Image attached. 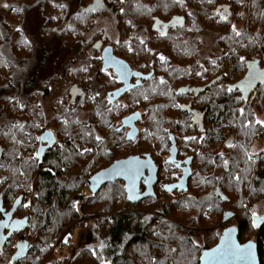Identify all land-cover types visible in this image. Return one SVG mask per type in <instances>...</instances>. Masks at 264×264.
Masks as SVG:
<instances>
[{
    "label": "flooded vegetation",
    "instance_id": "1",
    "mask_svg": "<svg viewBox=\"0 0 264 264\" xmlns=\"http://www.w3.org/2000/svg\"><path fill=\"white\" fill-rule=\"evenodd\" d=\"M259 1L261 3H256V0H211V2L209 0H183V3L180 4L175 0H99L97 4V0H0V16L3 14L0 17L1 22L5 28L15 29L14 33L19 35V39L22 38L28 42L26 44L30 45V53L32 52L33 57L36 50L35 43L38 39L55 44L56 38L57 42L61 43L63 51L70 50L63 61L62 70L56 69L55 74L50 73L49 75V70L46 69L43 73L47 75L48 80L44 81L40 87L45 89L48 86V92L46 96H39L37 106L40 105L45 113L47 107L49 109L57 108L64 104V106L72 108V114L70 117L59 118L53 117L50 111V115L47 112L45 115L47 121L44 116L43 119H38L41 120L39 123H34L40 125L38 128L35 127L38 136L51 132L55 139L54 144L45 151L43 159H38L39 164L43 163L48 154L61 150V148L68 154L83 150L87 147L86 140L92 139L91 142L95 143L93 145L95 153L92 150L89 154L90 157L93 155L92 161L98 170L80 182L86 186L93 175L107 169L117 160L134 156L141 160L150 158L154 166L157 167V182L150 189L152 195H148L150 194L148 183L144 182L151 176L147 166L141 168L140 174L134 180V183L139 182L140 185L137 191L133 192L131 200L128 199L126 183L121 180L105 184L96 194L87 189L92 197L101 195L103 189L110 185L116 189V193L112 191L114 197L112 205L121 202L122 207L112 210L113 223L116 218L125 216L133 223L141 221L147 225L148 222H151L150 226L180 227V229L188 228L191 231L193 228L180 222L182 219H190L193 216L181 212L183 210L181 203L186 201L185 198L194 200V184H190L194 173L214 169L199 164L205 158L207 142L211 141L215 147H219V151L216 148L217 161L221 159L220 154H223L229 143L227 142L222 148L220 144L224 136L218 134L214 136L213 133L212 125L224 120L222 110L224 102L219 101L218 94H221L223 98L229 96L232 102L231 106L234 104L233 93L236 94L237 99L244 95L239 88L231 93L226 90L224 92L218 90L221 87L227 89L229 85L243 81L249 71L247 62L253 59L257 61V69L264 71L261 69V52L248 54L230 52L235 44L238 45L244 40L245 35L252 36L254 39L257 34H260L259 27L262 16L264 17V0ZM165 3L171 4V6H166L168 7L167 15H165ZM5 4L9 7L5 8ZM59 5H64V7L61 8ZM94 6L95 11H85V9ZM224 7L228 8V19L221 21L220 16L216 15V11L222 10ZM34 12L36 13L32 15ZM176 17L181 18L182 23L173 25L172 21ZM8 19H12L11 23L14 28L8 24ZM157 22L167 26L163 29L165 35L161 36L154 27ZM198 23L209 28L210 32L204 34L201 39L202 46H205L206 43L210 44L209 52L196 53L192 51L193 47H189L183 52H171L172 46L175 44H196L198 31L196 24ZM37 24H40V30L44 31L43 35H37ZM233 25L242 33V36H235L231 31ZM141 39L144 40L151 53L143 50L144 45L139 43ZM125 41H128L133 48L132 53L127 51ZM94 44H99V47H93ZM69 45L70 48H66ZM71 45L79 46L75 51ZM106 48L111 50L113 59L126 65L129 73H140L139 77L131 74L127 76L130 87L125 89L123 81L117 77L115 67L107 68L109 73L107 76L98 71L99 68L104 67L103 61L99 58L104 55ZM213 48L216 50L215 52H212ZM158 55H163L166 58L165 62H161ZM241 56L246 57L244 63L239 60ZM200 60L206 61V69H204L206 76L198 79L196 73ZM211 61H216V64ZM81 68H87V71H80ZM36 69L38 70V68ZM40 71L41 69L32 72L30 89H36L31 91L40 90V87L37 88L41 77L39 76ZM149 76H151L150 79ZM161 79L165 81L164 84L159 83ZM260 82V80L253 81V85L257 84V86L251 91L248 100L257 93ZM208 85L210 86L205 91H198ZM52 88L56 90L55 94L59 93V98L49 106L48 96ZM73 88L76 89L75 93ZM117 89L124 90L120 91V94L110 97L109 94L116 92ZM41 92L43 93V90ZM97 92L99 95H96ZM80 93H84V95L81 96ZM20 95L21 90L17 89L18 101ZM144 96H147V99H144ZM89 97L93 98L89 99ZM108 99H112V104L108 103ZM235 101V105L232 107L239 106L237 109L243 108L245 113V100L237 101L235 99ZM175 105L183 107L178 108ZM37 106H33V108H37ZM237 109L235 108L232 112L238 113ZM133 113L138 114L135 117L137 119L135 122L137 135L134 139L128 140V134L132 129L126 125L130 121V119L126 121V118L132 119ZM74 114H76V118ZM65 120L69 123L66 129L62 125L64 134V140H62L58 123ZM17 121L19 124L20 119ZM194 122H198V125ZM106 126H108L107 133L101 130V127L105 128ZM86 130L90 131L86 132ZM96 135L102 137V142L95 140ZM168 135L174 138L176 145V153L172 157L175 161L174 164L164 163L170 155L173 156L169 152L173 143L172 140L167 139ZM189 136L197 137V142H185L183 138ZM200 137H204V139L200 141ZM65 141L70 142L74 147L65 146L67 144ZM104 141L107 146L104 145L103 151L101 148ZM40 143L35 140V152L40 147ZM42 145L45 146L43 143ZM206 158H210V156H206ZM212 158L209 162H215ZM224 159H227L225 154H223ZM79 160L82 163L83 156H79ZM221 162L223 163L222 160ZM188 165L190 170H188ZM185 169L191 172L186 185L187 189L180 191L177 187L171 192L164 191L162 185L177 184ZM33 188L36 189V184H33ZM145 195L148 197H142ZM23 198V195L12 196L8 198V202L6 189L0 187V208L9 213L5 215L4 212H0V254L4 258L13 259L16 256L19 251L16 246L21 243V240H24L23 244L29 247V250L33 249L36 243V231L28 229L29 212L31 211L29 207H23ZM17 199L20 200V204H16ZM186 208L190 209L189 206ZM252 211L254 209L251 205L246 213L250 224ZM226 213L227 211L224 210L222 221L215 228L219 232L222 225L238 217H245V212L242 210L234 214L229 221L224 222ZM258 215L264 217V214ZM80 216H84L83 213ZM211 216L210 214L208 217ZM16 220H23L24 223L13 227L12 222ZM5 222H7V226H4ZM231 226L238 228V222ZM263 228L264 221L254 229L260 231ZM221 233H219V237ZM82 239L83 242L87 241L85 237ZM248 241L257 242L254 238ZM101 245H91V249H94L101 259L99 264H115L117 260L126 256L124 253L120 255V250L137 248L127 245L116 246L112 243ZM80 248L83 251L86 250L82 244L77 249ZM204 249H210V247ZM76 251L69 260H64L65 257L64 261H59L58 264H73L77 257ZM9 253H11L10 256ZM48 259L49 257L43 264H47ZM78 263L80 262L78 261ZM31 264H37V261L32 260ZM167 264L174 263L171 261ZM198 264H200L199 260Z\"/></svg>",
    "mask_w": 264,
    "mask_h": 264
},
{
    "label": "trees",
    "instance_id": "2",
    "mask_svg": "<svg viewBox=\"0 0 264 264\" xmlns=\"http://www.w3.org/2000/svg\"><path fill=\"white\" fill-rule=\"evenodd\" d=\"M257 2L261 3L259 0H256ZM167 5L171 6V4L165 3V15L168 14ZM204 13L206 14L207 11ZM11 20L8 19V24L14 28ZM196 29L198 31L195 45L175 44L172 46L171 52H183L189 47H193L192 51L196 53L204 52L201 39L204 34L210 32L209 28L198 23L196 24ZM14 32L15 29L5 28L0 19V187L6 189L7 201L9 197L23 195L22 204H28L31 211L29 212L28 229L36 231V243L33 249L29 250L26 256L21 259L4 258L0 254V264H9L10 260L12 264H31L32 260H36L37 264H43L47 257H49L47 264H58L60 263L59 261L54 262L51 259L52 246L57 241V237H61L66 231L71 235L70 231L73 229L70 228V225L76 216L81 213L85 215L86 204L92 196L90 195L87 198L84 196V184L80 182L86 180L98 169L92 161L93 155L90 157L89 153L85 154L83 162L80 163L79 156L75 152L68 154L62 148L48 154L41 164H39L38 160L29 159L35 153L36 145H34V142L36 140L35 137L38 136L34 123H39L41 120L38 119H43L46 115L41 106H37V101L40 98L39 96H46L48 92V86L44 89L40 87L42 86L40 83L37 85L40 90L31 91L34 89H30L32 72L47 69L52 56L45 54L42 57H37V61H35L37 70L34 67L35 62L30 58V45L24 43L22 38L19 39V35ZM263 38L258 34L254 39L245 35L244 40L238 45L235 44L233 49L229 46L232 49L230 52L235 54L257 53L259 51L256 50L254 40H259L264 52ZM242 47H244V52H242ZM215 51L213 48L212 52ZM262 57L264 58V55ZM263 58L260 61L262 70L264 69ZM205 63V60H200L198 72L201 75L197 76L198 79L206 76L204 71L206 69ZM259 87L263 88L264 83H261ZM17 89L21 90L24 101L22 99L18 101L16 96ZM42 90L43 93L41 92ZM260 95V101H262L264 91L263 93L260 92ZM232 96L234 97H232L233 105H235V99L237 101L238 99L235 93ZM218 97L219 101L224 102V108H222L224 120L212 125L214 136L218 134L225 138L234 135L238 143L231 140V144L235 147H226V149L230 148L232 152V161L230 162V158L226 159L228 167L225 168L221 159L217 161L218 157L215 156L216 151H219V147H215L211 141L207 142L205 158L199 164L200 166L206 165V168L213 167L214 169L194 173V177L190 182V184H194V200L185 198L186 201L181 203V207H183L181 212L186 215L192 214L193 216L190 219H182L180 221L186 222L181 223L195 229L196 227L204 226L205 221L211 220L212 223L215 218L217 219V224H220L221 213L225 207L233 208L226 210L233 214L243 210L245 217L237 218L239 241L244 243L251 240L252 238H245V236L249 231L255 232L254 239L257 240L260 262L264 264V228L260 231L252 228L247 217L248 214H246L247 206L253 198L264 194V191L261 190L264 189V152L260 151L253 155L252 159L254 161H249L248 157L245 156V152H249L247 143L254 139L253 136L258 130L251 126L248 128L244 126L243 128V122L244 124L246 122L244 116L241 117L239 109H237L239 106H234L233 108L229 96L223 98L221 94H218ZM248 102L249 100L246 99L244 115L248 108ZM32 105L37 106V108H33ZM235 108L238 113L232 112ZM71 109V107H66L62 104L57 108L51 107L50 111L53 117L61 118L70 117L72 114ZM74 117L76 118V114H74ZM18 119H20L19 124ZM13 125H23V128L13 127ZM62 125V122L58 123L61 132L60 138L64 140ZM107 127H101V130L107 133ZM88 131L90 130H86V132ZM241 131H244V134H241ZM6 133L7 135H5ZM241 136L245 143L240 140ZM24 141H28V145L26 143L23 145ZM91 141L92 139L86 140L87 147L85 148H91L94 151L93 145L95 143ZM65 142L67 143L65 146L74 147L70 142ZM105 143L106 141L103 142L101 148L103 151L104 147L107 146ZM227 153L229 152L227 151ZM206 156L213 157L212 160L215 162H209L210 158H206ZM26 161L27 163H25ZM197 174H201L198 180L196 178ZM233 176H239L241 179L236 181L232 179ZM33 184H36V189L33 188ZM218 186L221 193L226 196V201H222L216 195L215 192ZM84 199H86L85 202ZM73 202L77 205L75 209L72 208ZM186 204L189 206V210L185 207ZM102 210L103 214H105V209ZM22 213L24 214V212ZM210 214L212 216L209 218ZM111 220L103 217L98 218L94 234H91V237H88V240L83 242L82 245L99 244L101 239L104 238L107 244L137 247L135 249H127L124 252L126 256L120 258L121 263L117 260L115 264H167L171 261L174 264H180V260L184 258L185 253H192L190 251L192 245L186 244L189 237L185 238L186 236L184 237L180 233L170 235L165 227H160L159 225L150 226L151 222H148L147 225L141 221L133 223L125 216L116 218L115 223ZM193 222H195V225ZM211 226H214V222ZM61 244L58 249H63L65 244ZM42 248L45 249L43 252L40 251ZM205 248H209V246L205 245ZM193 254L195 255L194 252ZM190 261L191 264H198V259L193 260L192 258ZM95 262L93 260V264ZM84 263L86 262H73V264Z\"/></svg>",
    "mask_w": 264,
    "mask_h": 264
},
{
    "label": "rangeland",
    "instance_id": "3",
    "mask_svg": "<svg viewBox=\"0 0 264 264\" xmlns=\"http://www.w3.org/2000/svg\"><path fill=\"white\" fill-rule=\"evenodd\" d=\"M35 13L36 12L32 13V15H34ZM259 28H260L259 29L260 30L259 35H260V37L263 38L264 37V17L263 16H262ZM36 32H37L38 36L44 34V31L40 30V24L36 25ZM250 37L252 38V36H250ZM54 41H55V44H50L49 42H47L45 40L38 39L37 42L35 43L36 44V50L34 52V57H33L32 53H30V51H29L30 58L33 59V62L37 61V59H36L37 57H42L45 54H49L52 56L51 62H49V65L47 67V70H49V72H48L49 75H50V73L55 74V71L57 72L56 69H61V67L63 69V61H64V59H66V54L68 52H70V50L63 51L61 43L57 42L56 38ZM254 43L256 46V50L261 52V55H264V54H262L264 52L262 50V45L259 42V40H254ZM41 44H43V45L40 48ZM44 44H47V45H44ZM74 45H71V48L73 47L74 50L76 51L79 45H77V46H74ZM244 47L241 48L242 52H244ZM66 48H70V45ZM209 49H210V44L206 43V45L204 46V51L209 52ZM261 55H260V57L263 58ZM263 60H264V58H263ZM34 67L37 68L36 62L34 64ZM45 70L46 69H43V71H42V69H41V71L39 73V76H41L40 82H39L40 84H43L44 81L48 80L47 75L43 74L45 72ZM58 74H59V72H58ZM37 88H39V86H37ZM263 91H264V87L259 88L257 93H255L254 96L253 95L251 96V99L247 103L248 108L246 110V114L244 115L245 122H247L251 119L252 120H255V119L264 120V98H262V101H260V96H261L260 92L263 93ZM55 92H56V90L54 88H52V91H51L50 95L48 96L49 97V99H48L49 106L53 102L58 100L57 98H59V93L55 94ZM22 98H24L23 94L20 95V99H22ZM239 104L241 105V102H239ZM46 112L48 115H50V109L48 107L46 108ZM253 113H254V115H253ZM45 121H47V116H45ZM244 125L245 124L243 122V128H244ZM251 127H254V129H257L258 131L254 134V136H253L254 139L251 142L247 141L248 142L247 148L249 150V153L257 154L258 152H260L261 149H264V128H261L259 125H254ZM245 128H248V127H245ZM241 134H244V131H241ZM231 140L232 141L234 140L233 142L238 143L236 141V137L234 135H230L229 137H225L223 139L220 146L222 148L225 147V144L227 142H230ZM240 140H242L245 143V140L243 139L242 136H241ZM25 143H26V145H28V141H24L23 145ZM227 151L229 153H227ZM223 154H225L227 156V159L230 158V162L232 161V152H231L230 148L229 149L225 148V150L223 151ZM200 175L201 174L196 175L197 180L200 177ZM213 190H212V194H213ZM112 191H114L116 193V189L114 187H112V185H110L106 189H103V192L100 193L101 195H97V196L91 197L89 199V202H87V204H86V208H85L86 212L84 213L85 215L82 217L80 215L76 216L73 219L72 224L71 225L69 224L70 228L73 229L72 231H70L71 235H69L70 233H68V231H66L61 237H57L56 240L58 242L56 241L52 246V248H53L51 251L52 261H54V262L55 261H62L65 257H66V261L69 260L70 256L73 255V253L76 251V249L79 247V245L83 243L82 238L85 237L88 240V237H91V234H94L95 227L98 224L97 223L98 218L103 217V218L112 219V210L113 209H120L122 207L121 202H117L114 205H112V200L114 199V197L112 196ZM83 193H84V196L86 198L91 195V193L89 192V190L87 189L85 184H84ZM85 201H86V199H84V202ZM251 205H252V209H254V211H256L260 215H263L264 214V194L260 195L256 198H253V200L247 206V210H249ZM103 208H105V212L107 213V215H105L106 213L103 214V210H102ZM229 208H230L229 206L225 207L224 210H229ZM230 209H233V208H230ZM224 210H222L221 217H222ZM221 217H220V223L222 221ZM180 222L186 223L184 221H180ZM213 222H214V226H211V224ZM213 222L211 223V220H208V222L205 221L204 226H199V227H196L195 229L193 228L191 230L193 232H191L188 228H186V229H183V228L180 229V227L179 228L178 227H165V228H166V231H168V233L170 235L175 234V233L176 234L180 233L184 237L186 236L185 238L189 237V238H187L188 242L186 244H191V240H196L197 243L200 245V248L198 250H195L194 253H195L196 257H199L201 250H203L205 248V245H208L210 248L214 247L217 244V241L219 239V233H221L225 227L235 225L237 223V218L231 220L230 222H228L224 225H222L220 227L221 228L220 232H219V230L217 231L215 229L216 226L218 225L217 219L215 218ZM193 223L195 225V222H193ZM214 229L218 233H216L214 231ZM254 235H255V232L249 231L247 233V235L245 236V238H252L251 240H253ZM66 236L68 237L67 243L64 242V238ZM84 242H86V240H84ZM61 243H64L65 247H63V249L62 248L58 249L62 245ZM101 244H106V241H104V238H102L101 241L99 242V244H96V245H101ZM83 246H85L86 250L83 251V250H81L82 248H80L79 250L77 249V251H76L77 258L75 260L76 261L78 260L79 262L85 261L86 263H84V264H90V263L93 264V260H95L96 262L94 264H99L101 259H100V257H98L96 251L94 249L93 250L91 249V245L89 244V245H83ZM188 250H189V248H188ZM124 252H126V251L120 250L119 254L122 255ZM10 254L11 253H9V256H10ZM198 254H199V256H198ZM193 255H194L193 252L192 253H190V252L185 253L184 258L183 259L181 258L182 260H180V264H190V260L193 258ZM87 262H90V263H87ZM119 263H121L120 259H119Z\"/></svg>",
    "mask_w": 264,
    "mask_h": 264
},
{
    "label": "snow or ice",
    "instance_id": "4",
    "mask_svg": "<svg viewBox=\"0 0 264 264\" xmlns=\"http://www.w3.org/2000/svg\"><path fill=\"white\" fill-rule=\"evenodd\" d=\"M176 3H183V0H175ZM209 2H211V0H209ZM99 3V0H97V4ZM5 8H8L9 5L5 4L4 5ZM59 7H64V5H59ZM85 11H95V6L85 9ZM121 12H123V9H121ZM223 13V14H222ZM228 13V8L224 7L222 10L218 9L216 11V15L220 16V20L221 21H226L228 19L227 16ZM189 15H191V13H189ZM53 19H55V17H53ZM130 23V22H127ZM173 25L175 24H180L182 23L181 18L176 17L173 19L172 21ZM154 27L156 28V30L159 32V34L161 36L165 35L164 32V28L167 27L166 25H162L160 24V22H157L156 25H154ZM19 31V29H17ZM55 31V30H54ZM231 31L235 34V36L240 37L242 36V33L240 31L237 30L236 26L233 25L231 27ZM221 39H224L223 37H221ZM24 43H28L26 40L24 41ZM117 43L119 44V41H117ZM125 46L127 47V51L129 53L133 52V48L131 47V45L129 44L128 41H125ZM139 43L141 45H144L143 50L146 52L151 53V50L147 48V46L145 45V42L143 39H141L139 41ZM93 47H99V44H94ZM158 58L161 62H165L166 58L163 55H158ZM99 59H101L104 63V65H108V66H112L115 67L116 69V73H117V77L119 79H121L125 85V89L127 87H130L128 85L127 82V76L128 75H135L137 77L140 76L139 72H135V73H129L127 71L126 65L123 64V62L121 61H117L115 59H113L110 56V49H104V55L102 57H100ZM239 60L244 63L245 62V58L243 56L239 57ZM211 63L216 64V61H211ZM248 63V74L247 77L239 82L238 84H234V85H229L227 87V89L221 87L218 91L219 92H224L225 90L228 93L233 92L236 88H239V90L244 93V95H241L240 97H238V100H246V96L249 93V89L251 88L253 81L255 80H260L261 83H264V71H260L257 69L256 64L257 61L255 59H253ZM203 67V66H201ZM80 71H87V68H81L79 69ZM99 72L104 73L106 76L109 75L107 68L106 67H101L98 69ZM197 76L201 75L200 72L196 73ZM225 75H227V73H225ZM149 79L151 78V76L148 77ZM219 79V77L217 78V80ZM160 84H164L165 81L163 79H161L159 81ZM124 89H117L116 92L114 93H110L109 96L113 97L117 94H119L120 91H122ZM153 91H155V89H153ZM183 91V90H181ZM73 92H76V89L73 88ZM81 96L84 95V93H80ZM96 95H99V93L97 92ZM93 97H89V99H92ZM144 99H147V96H144ZM108 103L112 104V99H108ZM178 108H182V105H175ZM108 111H111V109H108ZM239 113L241 116L244 115V109L240 108L239 109ZM97 115H99V113H97ZM138 114L133 113V116H137ZM254 115V113H253ZM128 119L131 118H126V121ZM125 121V122H126ZM77 123H79V121H76ZM68 121H62V124L65 126V129L67 128L68 125ZM105 123H107L105 121ZM254 125H259L261 128H264V120L262 119H255V120H249L245 123V127H249V126H254ZM35 127H39L38 124L34 125ZM13 127H20L23 128V125H13ZM116 131H119V129H116ZM167 131V130H165ZM201 131H203V129H201ZM7 135V133L5 134ZM150 135V134H149ZM135 137V133L130 132L128 134V139H134ZM35 139L37 141H40L41 143L45 144V146H47L48 144L53 142V136L51 132H46L40 136L35 137ZM168 140H172L173 137L171 135H168L167 137ZM185 140V142L187 141H193V142H197V137L195 136H189V137H184L183 138ZM204 139V137H200L199 140L202 141ZM95 140L97 142H102V137L99 135L95 136ZM17 143H19V141H17ZM228 147H235L234 145H232L230 142L227 144ZM92 151L91 148H84L83 150H77L75 152L76 155L78 156H84L87 153H90ZM260 151L264 152V149H261ZM43 152V148H38L36 150V152L34 153V155L32 157H29L30 160H38L41 153ZM169 152L174 154L175 153V148H169ZM105 154H107L105 152ZM253 155H255V153H249V152H245V156L248 157V160L251 161ZM220 158L223 161L224 167L227 168L228 167V161L223 160V154H220ZM187 162V161H185ZM27 163V161L25 162ZM165 164H174L175 161L172 159V156L170 155L168 157L167 160L164 161ZM147 166L149 171H151L152 168V163L150 159H144L141 160L138 157H131L127 160H117L109 169H105L104 171L100 172L97 174L96 177L93 178V180H98L100 178H110L111 176L114 175H124L125 177L130 179V184L126 187V191L128 192V199H132L133 198V191L135 188V184H134V180L135 178L140 174V170L142 167ZM177 167H179V165H176ZM185 171H187V169H185ZM21 175H23V173H21ZM182 179V177L180 178ZM232 179L239 181L241 178L239 176H233ZM151 180V176H149L147 179H145V184H147L149 181ZM177 187L182 188L183 185H177V184H168V185H162V188L164 191L167 192H171L173 189H176ZM262 191H264V189H261ZM253 191H255V189H253ZM221 199H226V197H220ZM189 200H191V198H189ZM16 204H20V200L17 199L16 200ZM23 207L28 208L29 205L28 204H24ZM77 207L76 203L73 202L72 204V208L75 209ZM185 207H187V204L185 205ZM218 210V209H217ZM0 212H4L5 215H8L9 213L5 212V210L3 208H0ZM231 213H226L225 214V218H227L228 216H230ZM264 221V217H261L257 214L256 211H252L251 212V224L250 226L252 228H256L259 226V224ZM24 223L23 220H16L12 222V226H18V225H22ZM4 226H7V222H5ZM235 231V228H227L224 232V234L221 236V242L220 244L211 249L210 251H205L203 253L202 256L200 257H196L195 255H193V260H200L201 264H229V262L231 261H241L244 262V264H254V255H253V247L254 245L252 244L251 241H249L248 243L244 244V245H240L237 244L233 239H232V233ZM70 235V234H69ZM68 237L66 236L64 238V242L67 243ZM191 244H192V249L190 251L194 252L195 250H198L200 248V245L197 243L196 240H191ZM103 246V245H101ZM19 251L17 252L16 256L13 257V259H17L19 258V256L23 255L24 249L27 247L24 244H19L16 246ZM45 249H40L41 252H43ZM9 264H12V261H9ZM191 264V261H190Z\"/></svg>",
    "mask_w": 264,
    "mask_h": 264
},
{
    "label": "water",
    "instance_id": "5",
    "mask_svg": "<svg viewBox=\"0 0 264 264\" xmlns=\"http://www.w3.org/2000/svg\"><path fill=\"white\" fill-rule=\"evenodd\" d=\"M108 49V48H107ZM110 56L112 57V53H111V50H110ZM104 67H106V68H108L109 66H106V65H104ZM261 83V82H260ZM211 85V84H210ZM210 85H208L207 87H204V88H202V89H200V90H198V91H200V92H203V91H205V89H207ZM257 86V84H255V85H253L252 84V86H251V88H250V90H249V93L247 94V96H246V99L249 97V95H250V93H251V91L254 89V87H256ZM120 94V93H119ZM135 117H137V116H133L132 117V119H130V121L128 122V124H126L127 126H129L131 129H132V131L131 132H133L134 131V133H135V137H136V135H137V129H136V127H135V122H136V118ZM194 124H197L198 125V122H194ZM134 137V138H135ZM129 140V139H128ZM132 140V139H131ZM54 142H55V139L53 138V142L52 143H50V144H48L47 146H43L42 145V143H40V147L39 148H43V152L41 153V155H40V157H39V159L40 160H42L43 159V156H44V153H45V151L48 149V148H50L53 144H54ZM172 143H173V146L172 147H174L175 148V153H176V145H175V141H174V138L172 139ZM175 153L173 154V156L172 157H174L175 156ZM129 159V158H128ZM150 159V158H149ZM124 160H127V159H124ZM151 163H152V168H153V171H150L151 172V178H152V180L150 181V182H148V184H147V187H148V190H149V193L150 194H148V195H152V192L150 191V189H152L153 188V185L154 184H156V182H157V167L156 166H154V163L151 161ZM112 166V165H111ZM110 166V167H111ZM110 167H108L107 169H109ZM188 170H190V167H189V165H188ZM102 171H104V170H102ZM102 171H100V172H102ZM100 172H98V173H100ZM98 173H96L95 175H93L90 179H89V181H88V183L86 184V186H87V188L93 193V194H96L105 184H107V183H110V182H114V181H119V180H121V181H124L125 183H126V187L130 184V179L129 178H127V177H125L124 175H114V176H111L110 178H100V179H98V180H93V178L94 177H96L97 176V174ZM190 176H191V172L190 171H185V172H183V174H182V179H179V182L177 183V184H182L183 185V187L182 188H180L179 187V189H180V191H185L187 188H186V185L188 184V180H189V178H190ZM135 184V188H134V191L133 192H136L137 191V189H138V186L140 185L139 184V182H136V183H134ZM148 195H145V196H142V197H148ZM216 195L218 196V197H226V196H224L222 193H221V191H220V187L218 186L217 187V189H216ZM221 199V198H220ZM227 199V198H226ZM226 199H221L222 201H225ZM227 213H231V215L230 216H228L227 218H225L224 217V222H227V221H229L233 216H234V214L232 213V212H227ZM263 225V224H262ZM235 228V231L232 233V239L237 243V244H240V245H244V244H246V243H248L249 241H247V242H245V243H241L240 241H239V230H238V228L236 227V226H228V227H226L225 229H223V231H222V233H221V235H220V237H219V239H218V242H217V244L214 246V247H212V248H210V249H204L203 251H202V253H201V256L203 255V253L205 252V251H210L211 249H213V248H215V247H217L219 244H220V242H221V236L224 234V232H225V230L227 229V228ZM252 242V244L254 245V247H253V255H254V264H261V262H260V257H259V252H258V244H257V242H253V241H251ZM23 243H25L24 242V240H21V243L20 244H23ZM25 245V244H24ZM29 247H26V249H24V252H23V255H21V256H19V258H17V259H21L22 257H24V256H26V254L28 253V251H29ZM14 260H16V259H14ZM199 262H200V264H201V261L199 260ZM229 264H244V262H241V261H231V262H229Z\"/></svg>",
    "mask_w": 264,
    "mask_h": 264
},
{
    "label": "built area",
    "instance_id": "6",
    "mask_svg": "<svg viewBox=\"0 0 264 264\" xmlns=\"http://www.w3.org/2000/svg\"><path fill=\"white\" fill-rule=\"evenodd\" d=\"M252 161H254V159H252Z\"/></svg>",
    "mask_w": 264,
    "mask_h": 264
},
{
    "label": "bare ground",
    "instance_id": "7",
    "mask_svg": "<svg viewBox=\"0 0 264 264\" xmlns=\"http://www.w3.org/2000/svg\"><path fill=\"white\" fill-rule=\"evenodd\" d=\"M111 33V32H110Z\"/></svg>",
    "mask_w": 264,
    "mask_h": 264
}]
</instances>
